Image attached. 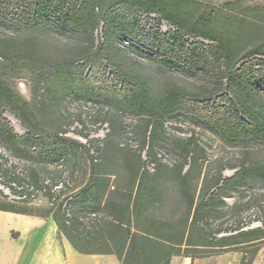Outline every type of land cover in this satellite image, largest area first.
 I'll return each instance as SVG.
<instances>
[{
  "label": "trees",
  "instance_id": "1",
  "mask_svg": "<svg viewBox=\"0 0 264 264\" xmlns=\"http://www.w3.org/2000/svg\"><path fill=\"white\" fill-rule=\"evenodd\" d=\"M102 1L0 0V21L29 30L75 37L85 45L87 52L84 65H61L48 75L35 67L40 61L35 59L36 47L30 40L0 45L4 52L0 55V64L17 71L14 78L33 75L30 101L16 90L0 86V139L19 157L30 161L76 158L81 153L89 166L88 180L78 194L67 197L69 201L64 210L62 206H55L60 197L54 199L53 185L45 186V180L36 172L28 176L31 191L23 196V203L30 204L38 190L46 189L45 197L53 207L50 214L43 217L52 215L58 230L73 248L82 254L115 255L121 264H170L175 255L194 260L210 250L263 242L264 225L246 231L239 227L238 233L223 237L219 235L231 231L219 230L211 234L207 227L212 215L226 206L229 191L237 190L242 181H250L261 174L264 178V171L258 172V164L242 165L231 178L223 175L225 169L210 178L208 173L203 174L198 164L195 156L199 147L195 144L183 148V161L175 168L163 164L152 151L163 136L165 121L171 114L209 124L227 142L264 143V114L256 111L250 102L256 100L254 86L264 88V53L255 57L254 52H249L237 65L231 66L234 50L208 26L217 8L203 12L193 21L181 11L187 0H113L105 16ZM152 16L158 19L152 20ZM102 23L106 45L95 50V30ZM152 23L154 27L150 26ZM162 23L176 31L163 33ZM118 35L129 37L147 54L160 55L167 67H184L190 71L203 68L217 76L220 81L211 94L221 95L218 101L200 102L170 91L162 101L155 102L142 81H126L120 68L111 74L101 73L102 50L111 46ZM187 38L194 42L189 44ZM68 94L102 102L111 110L105 117L109 132L101 142L103 146L98 147L97 156L92 154V139L85 137L87 144H84L67 137L63 131H41L40 116L46 110L57 111ZM2 108L15 115L28 135L19 136L15 132L4 118ZM127 113L144 116V141L149 140V159L155 166L153 170L147 169L141 153L136 159L125 156L123 165L129 180L125 187H119L112 185L111 179L116 175L108 169L117 157L116 150L122 151L115 143L124 133L119 117ZM167 181L174 182L179 196L187 201L186 214L181 219L163 220L151 215L152 208L168 193L163 187ZM62 194H65L63 185L59 196ZM0 211L33 215L9 203L1 189ZM100 211L106 214V228L97 233L96 238L106 249L83 250L79 245V240L87 238L83 218Z\"/></svg>",
  "mask_w": 264,
  "mask_h": 264
},
{
  "label": "rangeland",
  "instance_id": "2",
  "mask_svg": "<svg viewBox=\"0 0 264 264\" xmlns=\"http://www.w3.org/2000/svg\"><path fill=\"white\" fill-rule=\"evenodd\" d=\"M112 1L103 0L101 3L105 16L111 10ZM214 8H217L218 12L208 26L216 36L228 41L234 50L231 66L237 65L239 59L249 52H254L255 57L264 53V0H187L181 6V11L186 17L197 21L203 12ZM151 19L158 18L152 16ZM150 26L154 27L155 24L152 23ZM104 29V23H102L95 30V50H101L106 45ZM161 30L163 33L176 31L166 23H162ZM26 40H30L36 47L35 59L40 62L35 67L41 68L48 75L55 67L61 65H84L87 58L85 45L75 37L42 32L37 29L29 30L0 21V45L5 42ZM187 41L189 44L194 42L188 38ZM205 44L209 45V42ZM2 51L0 50V55L4 53ZM102 51L101 73L111 74L116 68H120L126 81L134 79L142 81L151 94V100L155 102L162 101L166 93L170 91H177L200 102L215 103L221 96L211 94L220 81L217 76L203 68L190 71L184 67H167L162 63L160 55L147 54L129 37L116 36L113 44ZM17 73L0 64V86H5L7 90H16L21 97L30 101L32 99L30 80L33 75L16 79L13 75ZM23 83L27 85L28 95L22 94L21 84ZM254 89L256 100L250 102L254 104L256 111L264 114V88L256 85ZM1 111L19 136L28 135V131L14 114L5 108ZM110 111L102 102H93L85 97L68 94L57 107V111L46 110L40 116L38 124L41 125V131H63L67 137L84 144H87L85 137L94 140L92 154L97 156L99 154L97 149L103 146L101 142L109 132L105 117ZM143 117L129 113L119 117L124 133L115 144H118L122 151L116 150L114 146L117 157L111 161L108 169L116 175L111 179L114 186L125 187L128 184L129 176L123 165L125 156L128 159H136L135 156L141 153L147 169L153 170L155 166V163L149 159V152H151L149 140L144 141ZM11 118H14L19 126H15ZM189 144L199 147L195 157L202 167L203 174L208 173L210 178L215 177L221 169H225L223 175L226 178H231L242 165L247 164H258V172L264 171V143L227 142L211 125L195 122L181 114H171L166 119L165 132L156 142L152 154L170 168L179 167L183 161V148L188 147ZM88 167L87 159L81 153L76 158L54 157L50 161H30L19 157L0 139V189L8 197L9 203L33 215L48 216L53 204L45 197L46 189L38 190L32 196L30 204L23 203V196L31 191L28 179L31 172H36L41 179H44L45 186L53 185L51 193L54 199L60 197L56 200L55 206H62L64 210L69 201L67 197L78 194L88 180ZM240 183L237 190L229 191L225 199L226 206L212 215L207 226L209 233L215 234L219 230L231 231V233L219 235L223 237L238 233L236 230L239 227L246 231L264 225L262 174L250 181ZM57 184L59 186H56ZM61 185L65 189V194L59 196ZM163 187L168 190V193L162 202L152 208L151 215L163 220L181 219L186 214L187 201L179 196L178 186L174 182L167 181ZM106 219V214L102 211L83 218L87 238L79 240L81 249L94 252L105 247L96 236L106 228ZM59 237L71 245L60 231ZM210 251L196 257L195 264H264V241ZM175 256L181 263L185 261L184 255Z\"/></svg>",
  "mask_w": 264,
  "mask_h": 264
},
{
  "label": "crops",
  "instance_id": "3",
  "mask_svg": "<svg viewBox=\"0 0 264 264\" xmlns=\"http://www.w3.org/2000/svg\"><path fill=\"white\" fill-rule=\"evenodd\" d=\"M176 256L170 264H195ZM0 264H121L115 255L82 254L60 239L51 216L0 211Z\"/></svg>",
  "mask_w": 264,
  "mask_h": 264
},
{
  "label": "bare ground",
  "instance_id": "4",
  "mask_svg": "<svg viewBox=\"0 0 264 264\" xmlns=\"http://www.w3.org/2000/svg\"><path fill=\"white\" fill-rule=\"evenodd\" d=\"M21 89H22V94L23 95H28V88H27V85H25L24 83L21 84ZM12 122L14 123L15 126H19L18 122L14 119V118H11Z\"/></svg>",
  "mask_w": 264,
  "mask_h": 264
}]
</instances>
